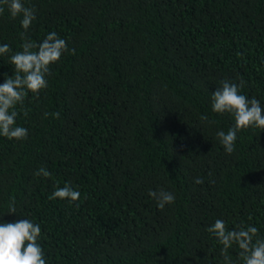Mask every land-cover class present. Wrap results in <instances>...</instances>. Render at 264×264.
Segmentation results:
<instances>
[{
  "label": "trees",
  "instance_id": "obj_1",
  "mask_svg": "<svg viewBox=\"0 0 264 264\" xmlns=\"http://www.w3.org/2000/svg\"><path fill=\"white\" fill-rule=\"evenodd\" d=\"M23 3L27 32L7 6L0 15V84L22 33L39 44L55 31L69 51L16 108L28 138L0 135V223L39 224L46 264H224L206 230L217 219L264 238V130L237 132L227 154L216 133L234 118L211 107L228 80L264 108V0ZM66 183L79 200H50ZM149 190L175 202L160 210Z\"/></svg>",
  "mask_w": 264,
  "mask_h": 264
},
{
  "label": "clouds",
  "instance_id": "obj_2",
  "mask_svg": "<svg viewBox=\"0 0 264 264\" xmlns=\"http://www.w3.org/2000/svg\"><path fill=\"white\" fill-rule=\"evenodd\" d=\"M12 18L22 17L20 23L27 32L32 22L36 19L35 10L26 7L23 0H0V15H3L5 7ZM24 43L22 51L10 56V63L14 66L15 76L7 77L0 84V135L17 141L28 138V130L16 125L19 113L18 105H23L26 96L39 93L47 88L46 77L50 74V66L58 63L63 54L69 51L67 43L53 31L39 44L27 39L21 34ZM72 54L75 50H71ZM11 48L8 44L0 45V55L8 54ZM221 86L211 95L212 111L217 114H231L234 118V126L227 133L218 131L216 136L227 154L235 151L237 132L249 128L264 130V108L253 97L249 99L240 93L243 81L240 85L228 80L220 82ZM27 115V112L24 113ZM49 113H45L47 117ZM59 118V113H52ZM207 121L206 116L201 117ZM36 176L49 177L50 173L44 167L38 169ZM195 183L203 181L199 178ZM149 196L156 200L157 207L163 210L166 205L175 202L173 193L159 190H149ZM69 200L76 202L80 198V192L72 188L70 184L57 188L49 199ZM15 207L10 208L9 214H15ZM213 234L223 246L221 256L224 264H233L228 250L235 244L240 249L242 264H264V238H258V229L254 226L238 225L233 230H228L223 220L217 219L215 223L206 229ZM41 236L39 224L29 219H22L13 223H0V264H46L43 248L38 240Z\"/></svg>",
  "mask_w": 264,
  "mask_h": 264
}]
</instances>
